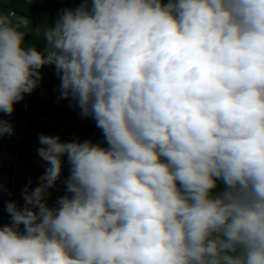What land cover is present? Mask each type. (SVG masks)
Returning a JSON list of instances; mask_svg holds the SVG:
<instances>
[{"label": "clouds", "instance_id": "clouds-1", "mask_svg": "<svg viewBox=\"0 0 264 264\" xmlns=\"http://www.w3.org/2000/svg\"><path fill=\"white\" fill-rule=\"evenodd\" d=\"M27 25L0 11V138L54 66L102 139L37 134L0 264H264V0H80L42 47Z\"/></svg>", "mask_w": 264, "mask_h": 264}, {"label": "crops", "instance_id": "crops-1", "mask_svg": "<svg viewBox=\"0 0 264 264\" xmlns=\"http://www.w3.org/2000/svg\"><path fill=\"white\" fill-rule=\"evenodd\" d=\"M79 3V0H0V11H13L16 17L26 18L28 25L22 29L28 34L25 42L42 47V31L40 34H33L31 30L44 25L52 26L59 9L75 7ZM42 71L44 80L41 87L26 94L24 100L15 105L16 110L23 103L27 105V109L20 113L19 123H14L17 129L15 135L0 138V186H3L0 188V213L5 209L3 200L7 192L11 193L12 199L19 200L22 204L20 193L24 185L31 180L33 186H36L38 176L44 171L45 162L37 153L38 133L59 135L62 140L77 137L92 138L94 141L102 139V132L91 118H81L79 110L71 107L66 99L57 101L59 81L57 84L54 66H45ZM5 118L9 119V116ZM5 163H11L10 169L4 167ZM63 175H68L67 165ZM63 187L58 182L57 187L50 190V204L56 197L64 194ZM8 222L7 213L5 221H0V225Z\"/></svg>", "mask_w": 264, "mask_h": 264}, {"label": "built area", "instance_id": "built-area-1", "mask_svg": "<svg viewBox=\"0 0 264 264\" xmlns=\"http://www.w3.org/2000/svg\"><path fill=\"white\" fill-rule=\"evenodd\" d=\"M80 1V0H79ZM11 12H13V11H11ZM55 80L57 81V84H58V78L57 77H55ZM26 108V104L25 103H23V105L20 107V109L19 110H15V112L13 113V114H11L10 116H9V119L11 120V121H13V123H19V121H20V113H21V111H23L24 109ZM15 127V126H14ZM17 131V129H16V127H15V132ZM5 168L6 169H10V166H5ZM10 199H12V196L11 195H9V193L7 192V194H6V196H5V199L3 200V204H4V208H6V201H8V200H10ZM6 217H7V213H6V210L4 209L1 213H0V221H5V219H6Z\"/></svg>", "mask_w": 264, "mask_h": 264}, {"label": "trees", "instance_id": "trees-1", "mask_svg": "<svg viewBox=\"0 0 264 264\" xmlns=\"http://www.w3.org/2000/svg\"><path fill=\"white\" fill-rule=\"evenodd\" d=\"M16 124H17V123H16ZM6 165H7V166H11V163H5L4 167H5ZM4 167H3V169H4Z\"/></svg>", "mask_w": 264, "mask_h": 264}, {"label": "water", "instance_id": "water-1", "mask_svg": "<svg viewBox=\"0 0 264 264\" xmlns=\"http://www.w3.org/2000/svg\"><path fill=\"white\" fill-rule=\"evenodd\" d=\"M13 147H15V142L13 143Z\"/></svg>", "mask_w": 264, "mask_h": 264}, {"label": "rangeland", "instance_id": "rangeland-1", "mask_svg": "<svg viewBox=\"0 0 264 264\" xmlns=\"http://www.w3.org/2000/svg\"><path fill=\"white\" fill-rule=\"evenodd\" d=\"M1 175V174H0ZM1 178V177H0ZM0 194H2V191H0Z\"/></svg>", "mask_w": 264, "mask_h": 264}, {"label": "bare ground", "instance_id": "bare-ground-1", "mask_svg": "<svg viewBox=\"0 0 264 264\" xmlns=\"http://www.w3.org/2000/svg\"><path fill=\"white\" fill-rule=\"evenodd\" d=\"M26 109H27V105H26V108L24 110H26Z\"/></svg>", "mask_w": 264, "mask_h": 264}]
</instances>
